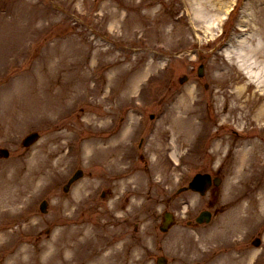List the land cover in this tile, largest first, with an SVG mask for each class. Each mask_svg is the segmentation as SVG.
Segmentation results:
<instances>
[{
	"label": "rangeland",
	"instance_id": "1",
	"mask_svg": "<svg viewBox=\"0 0 264 264\" xmlns=\"http://www.w3.org/2000/svg\"><path fill=\"white\" fill-rule=\"evenodd\" d=\"M262 6L263 0H208L207 3L205 0H0V147L11 149L8 158L0 157V264H49L51 249L59 245L50 241L62 234L60 224L65 204L59 185L65 179L66 169L49 157L43 144L58 128L64 129L68 116L31 120V104L36 93L44 97L46 90L51 94L60 89L55 86L63 84L61 73L51 80L55 86L46 80L48 69L52 64L57 65L58 53L64 57V78L70 80L81 68L89 77L93 70L99 86L94 100L103 98L106 85L115 86L116 98L122 102L143 99L149 105L148 109L142 107L147 114L158 111L157 125L163 126L162 139L166 137V142L176 134H196L194 141L176 152L181 155L191 151L184 158L183 167H166L163 172L166 198L195 171L216 170L220 165L223 168L218 206L224 208L210 224L188 225L187 220L209 203L207 196L194 193H183L174 199L178 220L167 233L158 227L161 203H155L153 211L152 204L147 203L146 217H140L139 222L132 218L134 241L129 264H150L161 245L170 255V264H191L198 259L205 264H231L226 254L220 260L214 258L215 250H219L214 246L216 241H224L226 237L233 240L247 232L251 238L257 231H264V203L256 207L259 189L263 190L264 169L255 173L258 162L264 159L260 141L264 139V118L258 115L255 101L248 102L246 107L238 101V87L246 79L250 81L251 76L241 66L237 54L241 46L231 40L236 32L241 34L237 27L243 25L242 18L248 20L244 24L249 29L242 33L243 37L251 33L250 26L257 27ZM232 7L231 15L219 25V16L225 17ZM98 11L105 13L99 22ZM207 12L216 21L205 20L203 15ZM91 26L97 28L94 40L89 39L94 35ZM210 26L215 28L207 34ZM217 34L223 35L216 38ZM258 38H249L247 44H258ZM82 40L87 44V52L82 58L83 65H78L81 62L78 45ZM95 52L98 56H94ZM51 53L55 57L46 67L44 56ZM201 63L205 64L203 77L197 73ZM115 69L125 72L117 82L107 78L117 74ZM183 74H188V79L181 83L179 78ZM67 87L72 98L78 99L83 91L79 81ZM88 94L84 93L82 100L85 120L99 112L91 107L92 97ZM186 99L199 116L194 111L179 110L184 109L179 104ZM109 103L102 104L107 107ZM89 111L93 113L88 115ZM170 115L184 118L180 133L173 129ZM197 120L201 124L193 128L192 123ZM34 127L43 129V138L39 144L23 148V136ZM245 144L252 150L243 157L240 148ZM258 152L260 156L256 157ZM139 185L144 194L151 188L146 179ZM49 193L54 200L51 213L46 215L39 205L43 195ZM140 204L136 201L133 207ZM52 226L54 232L49 236L46 230ZM138 226L140 229L136 231ZM262 243L263 249L249 244L250 252L263 253ZM59 263L72 264V261L63 263L59 259ZM242 264L248 263L243 260Z\"/></svg>",
	"mask_w": 264,
	"mask_h": 264
},
{
	"label": "bare ground",
	"instance_id": "2",
	"mask_svg": "<svg viewBox=\"0 0 264 264\" xmlns=\"http://www.w3.org/2000/svg\"><path fill=\"white\" fill-rule=\"evenodd\" d=\"M207 2H208V0H205V3H207ZM203 5L204 4H202V6H200L201 9L204 7ZM207 7L209 9H211L214 6H207ZM218 7L220 9V7H222V6H218ZM259 12L261 15H260L259 21L257 22V27H253V29H252V26H250V29L252 30L251 33L249 35H247L246 37H243L242 33H247V30H249V29L245 28L246 25L244 24L245 21H248V20L246 18H242L241 20L243 21V25L240 24V26L237 27L238 32L241 34L238 35V33L236 32L235 33L236 37L232 38L231 40L233 41V44H235V45L239 44L241 46L240 51L238 50L237 54L241 58L240 59L241 66L245 69V71L250 73V76H251L250 81L245 80V83L241 87L240 86L238 87L237 94L240 95L238 101H240L241 102L240 105L244 106V107L248 106L251 101H255L258 105V108H259L258 109V115L260 117L264 118V6H262V10ZM211 15L212 14L207 12L206 14L203 15V17L205 20H208V21L209 20H213V21L215 20L216 21V18L212 17ZM219 19H220V16L218 18V21H219ZM213 27L214 26H210L209 29H206V33L207 34L210 33ZM253 31L258 32V35L260 36V38H258L257 33L253 32ZM249 38L250 39L258 38L260 40L258 41V44L254 43L253 45H248L247 40ZM251 68L253 69L252 73L250 71ZM249 89H251L250 94H247V91ZM186 102H181L180 106L185 107ZM234 106L235 105H233L232 107H234ZM189 110L191 112L194 111V114H197L196 109L191 108ZM257 145L258 144L255 142V144H254L255 150H257ZM250 150H252V149H250V147L248 145H246V144L243 145L240 148L241 156L244 157V155H248ZM259 156H260V154L258 152L256 157H259ZM57 260H58V256L54 255L53 251H51L49 254V258H48L49 264H56Z\"/></svg>",
	"mask_w": 264,
	"mask_h": 264
},
{
	"label": "water",
	"instance_id": "3",
	"mask_svg": "<svg viewBox=\"0 0 264 264\" xmlns=\"http://www.w3.org/2000/svg\"><path fill=\"white\" fill-rule=\"evenodd\" d=\"M32 138H33V135L30 136L29 140H31ZM198 178H200V179H199L200 183H196V184H194V185H196L197 188L202 189V187H203V182H202V181H203L204 176L199 175ZM204 216H205V215H204ZM206 216L208 217V213L206 214Z\"/></svg>",
	"mask_w": 264,
	"mask_h": 264
}]
</instances>
